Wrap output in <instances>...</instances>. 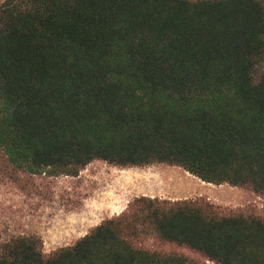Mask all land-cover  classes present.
I'll use <instances>...</instances> for the list:
<instances>
[{"label": "trees", "instance_id": "16d2710c", "mask_svg": "<svg viewBox=\"0 0 264 264\" xmlns=\"http://www.w3.org/2000/svg\"><path fill=\"white\" fill-rule=\"evenodd\" d=\"M263 56L262 0H0V174L170 164L264 195ZM43 246L0 226V264H264V216L140 196Z\"/></svg>", "mask_w": 264, "mask_h": 264}, {"label": "rangeland", "instance_id": "374dc122", "mask_svg": "<svg viewBox=\"0 0 264 264\" xmlns=\"http://www.w3.org/2000/svg\"><path fill=\"white\" fill-rule=\"evenodd\" d=\"M263 71L264 56L256 67V78ZM80 173L83 176L79 180H74L73 185L64 175L50 177L46 173H15L11 177L8 173H1L0 226L2 230L10 234L22 233L26 223L41 221L49 225V231L54 232L58 227L59 231L47 233L46 238L43 239L44 251L49 253V250L72 245L78 240L68 226L70 224L68 218H64L61 226H58L63 214L59 212V206L65 210L69 207L78 209L82 205L90 204L96 208L101 207L103 211L108 209L124 211L135 198L140 196L170 200L205 198L225 211L251 210L264 216V195L243 186L208 183L178 165L152 164L121 167L103 160H95L85 166ZM76 181L77 184H75ZM52 189L56 192L53 193ZM36 191L42 192L47 202L43 198L31 202L28 198L25 199L26 194L28 196ZM35 198L38 199V197ZM124 206L126 207L123 208ZM117 215L119 214L116 213L112 217ZM55 236H58L59 240L52 241L51 237ZM164 248L166 251L183 252L196 260H204L199 253L187 248L175 245H166Z\"/></svg>", "mask_w": 264, "mask_h": 264}, {"label": "crops", "instance_id": "0c3cea01", "mask_svg": "<svg viewBox=\"0 0 264 264\" xmlns=\"http://www.w3.org/2000/svg\"><path fill=\"white\" fill-rule=\"evenodd\" d=\"M50 177H58V176H51ZM66 178H68V182H73L74 180H79L83 174L79 173L76 176H72V175H64ZM72 180V181H71ZM77 184V181L76 183ZM72 189V188H71ZM53 193L56 192V190L52 189ZM72 192V191H71ZM24 193H26L24 191ZM35 197H38V199H36ZM28 198L29 202L31 201H36V200H41V198H43L46 202L47 200L45 199V195L42 194V192L36 191L32 192L31 194H29L27 196H25V199ZM24 199V202H26V200ZM62 206H59L58 210L61 214V219L58 222V226H61V221L64 218H68V222L70 224H68V226L71 229V232L74 234V236H77V239L81 238L82 236H84L85 234H87L90 230L91 227H95L97 225H99L105 218H109L112 217L113 215L120 214L123 210L117 211V209H108L103 211V209L101 207L96 208L95 206H92L90 204H85L84 206L82 205V207L76 209L73 207H69L67 209H61ZM126 206H124L123 208H125ZM122 208V209H123ZM37 210V208H36ZM44 209H42V212ZM41 215V214H40ZM24 231L22 233H37L40 236L43 235L42 239L46 238V234L47 233H56L57 231H59L58 227H56L57 229L54 230V232H52L51 230L49 231V225L46 222H29L26 223V225H24ZM89 227V228H87ZM92 228V229H93ZM91 229V230H92ZM50 239V238H49ZM48 240V238H47ZM52 241H57L59 240L58 236L55 237H51ZM44 241V240H43ZM67 246V245H66ZM55 250V249H53ZM53 250H49L48 252H52Z\"/></svg>", "mask_w": 264, "mask_h": 264}]
</instances>
